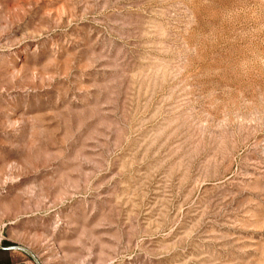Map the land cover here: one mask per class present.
Here are the masks:
<instances>
[{
  "label": "rangeland",
  "instance_id": "374dc122",
  "mask_svg": "<svg viewBox=\"0 0 264 264\" xmlns=\"http://www.w3.org/2000/svg\"><path fill=\"white\" fill-rule=\"evenodd\" d=\"M0 264H264V0H0Z\"/></svg>",
  "mask_w": 264,
  "mask_h": 264
}]
</instances>
